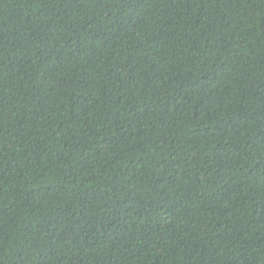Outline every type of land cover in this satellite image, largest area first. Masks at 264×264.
<instances>
[{"label": "trees", "instance_id": "16d2710c", "mask_svg": "<svg viewBox=\"0 0 264 264\" xmlns=\"http://www.w3.org/2000/svg\"><path fill=\"white\" fill-rule=\"evenodd\" d=\"M0 264H264V0H0Z\"/></svg>", "mask_w": 264, "mask_h": 264}]
</instances>
